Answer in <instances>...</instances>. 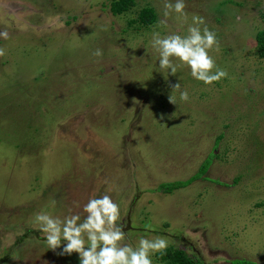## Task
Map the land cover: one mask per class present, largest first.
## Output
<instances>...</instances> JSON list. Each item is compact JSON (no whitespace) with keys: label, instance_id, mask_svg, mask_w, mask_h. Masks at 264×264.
I'll return each instance as SVG.
<instances>
[{"label":"rangeland","instance_id":"rangeland-1","mask_svg":"<svg viewBox=\"0 0 264 264\" xmlns=\"http://www.w3.org/2000/svg\"><path fill=\"white\" fill-rule=\"evenodd\" d=\"M112 1L0 0V264H79L47 247L34 214H68L109 187L121 243L161 236L205 264H264V0H185L218 39L210 54L228 75L212 85L186 66L157 71L152 32L187 28L161 25L163 0L120 16ZM146 7L156 23L131 25ZM207 161L201 180L162 190Z\"/></svg>","mask_w":264,"mask_h":264},{"label":"clouds","instance_id":"clouds-1","mask_svg":"<svg viewBox=\"0 0 264 264\" xmlns=\"http://www.w3.org/2000/svg\"><path fill=\"white\" fill-rule=\"evenodd\" d=\"M163 16L162 26L167 25L168 18H174L181 26L186 24L187 28L185 34L152 32L149 43L151 49L158 53L157 71L166 78L176 76L178 70L186 66L191 76L205 85H212L228 75L210 54L218 48V39L204 17L192 14L189 22L185 0H163ZM0 39H9L7 30L0 31ZM145 49L148 52V45ZM4 54L5 48L0 47V56ZM93 54L100 57L103 51L96 49ZM180 88L181 84L176 83L173 91ZM170 99L175 103L172 96ZM180 99H190L186 89L180 91ZM112 191L113 188L109 187L104 194L90 197L82 206L79 201H74L68 214L55 215L46 210L35 213L34 224L47 247L61 249V255L77 253L79 264H153V256L163 253L169 241L161 236L142 235L135 245L121 243L129 233L121 223V205L109 195ZM51 204L55 207L56 201ZM81 207L82 213L76 211Z\"/></svg>","mask_w":264,"mask_h":264},{"label":"trees","instance_id":"trees-1","mask_svg":"<svg viewBox=\"0 0 264 264\" xmlns=\"http://www.w3.org/2000/svg\"><path fill=\"white\" fill-rule=\"evenodd\" d=\"M136 5V0H113L110 4V11L114 16H120L128 13ZM157 14L154 8L146 7L140 13L137 19L130 21L131 25L136 22L143 26L150 27L156 23ZM257 41L262 50H264V31L257 34ZM223 139V134L217 139L218 143ZM211 165V161L205 162L198 173L187 181H177L162 184V190L166 193H173L176 190L183 189L193 184L194 182L201 180L207 173ZM158 257L166 264H205L201 259L197 257H191L185 251L179 250L173 246L167 248L163 253H158ZM233 264H254L250 261L235 260Z\"/></svg>","mask_w":264,"mask_h":264}]
</instances>
